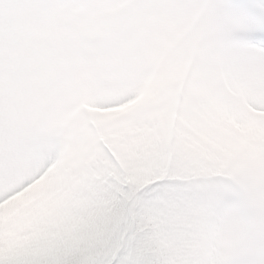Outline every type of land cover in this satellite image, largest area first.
I'll return each mask as SVG.
<instances>
[{
  "label": "snow or ice",
  "instance_id": "1",
  "mask_svg": "<svg viewBox=\"0 0 264 264\" xmlns=\"http://www.w3.org/2000/svg\"><path fill=\"white\" fill-rule=\"evenodd\" d=\"M0 264H264V0H0Z\"/></svg>",
  "mask_w": 264,
  "mask_h": 264
}]
</instances>
